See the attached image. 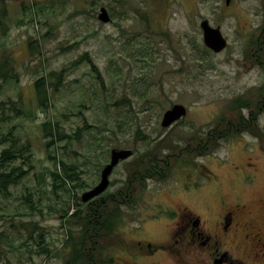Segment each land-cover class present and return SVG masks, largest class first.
<instances>
[{
  "label": "rangeland",
  "instance_id": "374dc122",
  "mask_svg": "<svg viewBox=\"0 0 264 264\" xmlns=\"http://www.w3.org/2000/svg\"><path fill=\"white\" fill-rule=\"evenodd\" d=\"M102 7L111 16L109 22L99 19ZM225 7L222 0H0V59L11 56L20 76L6 85L0 98L20 96L25 103L27 114L14 123L22 140L32 144L27 175L8 197L0 196V264L64 263L69 250L64 248L70 219L66 210L70 214L82 203L83 193L99 183L113 148L132 149L134 154L115 167L108 192L124 184L131 162L142 154L159 152L160 167L177 144L184 147L235 116L234 99L263 77L258 69L245 67L246 14H224ZM248 16L255 28L264 25L263 14ZM203 19L221 26L229 42L222 52L206 47ZM61 70L64 79L52 93L51 105L39 107L34 81ZM177 103L188 108L187 115L164 128L165 111ZM49 118L72 136L57 140L50 150L39 127ZM86 122L95 126L79 129ZM260 124L264 128V114ZM236 135L221 139L211 154L178 157L164 180L148 178L136 208L125 206L119 229L107 239L105 255L111 260L105 264H127L131 254L144 253L146 243L165 241L172 222L162 217V207L186 202L205 211L213 204L207 186L211 170L230 189L228 158L242 154L243 141ZM243 138L253 140L250 135ZM50 152L57 161L78 166L79 183L85 187L70 185L69 191L54 193L51 172L56 160ZM34 224L43 227L47 253L29 237ZM34 236L38 238L36 232ZM161 263H171L170 257Z\"/></svg>",
  "mask_w": 264,
  "mask_h": 264
},
{
  "label": "flooded vegetation",
  "instance_id": "af4514ba",
  "mask_svg": "<svg viewBox=\"0 0 264 264\" xmlns=\"http://www.w3.org/2000/svg\"><path fill=\"white\" fill-rule=\"evenodd\" d=\"M222 1L226 6L222 9L224 14H246L247 25L242 32L245 67L258 69L263 77L260 84L244 91L239 111L228 119L231 122L239 118L241 122L218 129L220 139L224 135L229 137L235 129L236 137L243 141L240 157L228 158L231 187L225 188L219 174L211 170L207 186L215 202L205 211L186 202L175 208L162 207V217L172 222L167 239L146 243L144 253L131 254L127 264H162L163 257L171 259V263L166 264H264V182L260 183L264 180V135L249 129L252 124L264 130L260 124L264 114V25L258 24L255 28L248 16L263 14L264 19V0ZM242 2L256 4L242 6ZM221 124L222 120L214 127L220 128ZM246 135L253 140L243 138Z\"/></svg>",
  "mask_w": 264,
  "mask_h": 264
},
{
  "label": "trees",
  "instance_id": "16d2710c",
  "mask_svg": "<svg viewBox=\"0 0 264 264\" xmlns=\"http://www.w3.org/2000/svg\"><path fill=\"white\" fill-rule=\"evenodd\" d=\"M2 24L3 22H0V25ZM63 71H51L48 75H42L34 81L35 98L39 107L51 105L52 93L60 89L62 85ZM97 73L98 79L103 82L99 70H97ZM19 80L20 76L12 57L4 55L0 59V97L8 83L18 82ZM243 99L244 95L241 94L233 101L232 109L236 111V114ZM25 114H27V110L20 96L18 99L0 98V147H2L0 149V196L8 197L11 194L12 187L18 185L27 175L28 170L26 167L31 166L32 144L29 140H22L21 135L17 132V125L14 123L16 118L23 117ZM239 114L240 112L238 116ZM240 122L241 119L239 118L231 122H228V119H222L220 128H209L205 136L195 137L194 141L189 142L184 147L177 144L178 149L174 155L167 154L165 163L164 159H161L163 164L160 167H157L160 161L159 152L149 150L146 154L139 156V159L131 162L128 179L121 187L112 192L106 191L88 202H77L78 207L72 208L70 214L69 210H66V216L70 219H68L69 227L64 248L68 247L69 250L67 255L64 256L63 264H105L109 262L111 258L107 259L105 255L108 248L106 241L119 229V225L123 221L125 206L130 207L131 210L136 208L140 200V189L146 187V180L153 177L164 180L167 175L172 173L175 166L173 162L178 161V157L183 159L188 155L191 156V154L194 156L211 154L222 142L218 136V129L229 127L230 123L238 124ZM92 126L95 125L86 122L79 129L88 130ZM39 127L45 147L48 150L55 145L57 140L72 137L64 131L59 121L51 118L41 122ZM79 129L74 133L75 135L79 132L77 139L81 137ZM249 129L254 133L264 135V130L258 126L250 124ZM236 133V130L232 129L229 134ZM222 137L227 138V135ZM49 155H51V152ZM184 155L186 156L184 157ZM163 156L165 157V155ZM51 157L54 160L57 159L55 155H51ZM81 173L82 171L78 166H68L63 160H56V168L51 172L53 192L57 193L58 189L69 191L70 185L75 188L85 187L79 183L82 179ZM70 225L75 228H70ZM34 226L29 237L32 241L36 240V245L43 252H49L43 227L39 224H34ZM22 227L25 230V227ZM35 232L38 234L36 239L34 238ZM23 245H26V242Z\"/></svg>",
  "mask_w": 264,
  "mask_h": 264
},
{
  "label": "water",
  "instance_id": "95a60500",
  "mask_svg": "<svg viewBox=\"0 0 264 264\" xmlns=\"http://www.w3.org/2000/svg\"><path fill=\"white\" fill-rule=\"evenodd\" d=\"M99 19L103 22H109L111 16L107 8L100 9ZM203 31V39L207 48L215 53L222 52L228 45V40L222 32L221 26L211 25L208 19H203L200 23ZM188 113V108L180 103L174 104L167 109L162 118V126L164 128L171 127L174 123L185 117ZM134 154L132 149H118L111 150L110 160L105 164L101 172V179L93 188L85 191L82 195V201L88 202L91 199L104 193L110 185V176L115 167L123 160L130 158Z\"/></svg>",
  "mask_w": 264,
  "mask_h": 264
}]
</instances>
